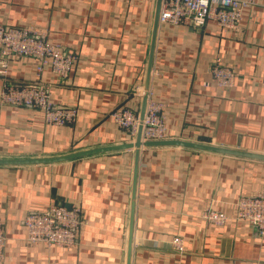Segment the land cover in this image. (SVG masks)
Instances as JSON below:
<instances>
[{"label": "crops", "instance_id": "1", "mask_svg": "<svg viewBox=\"0 0 264 264\" xmlns=\"http://www.w3.org/2000/svg\"><path fill=\"white\" fill-rule=\"evenodd\" d=\"M161 0H0V23L40 31L75 55L68 77L40 58L11 57L5 83L42 84L56 105L77 109L67 125L37 107L0 102V158L61 156L135 141L110 116L141 112ZM159 9V11H160ZM160 14V12H159ZM1 57V55H0ZM215 61L236 73L213 83ZM148 92L164 104L167 139L264 154V0L235 29L158 20ZM135 148L55 163L0 164V220L7 245L0 264H126ZM264 191V160L179 145L142 146L131 264H264V235L237 219V202ZM79 205L72 247L30 243L31 211ZM223 212L224 224L203 217ZM181 236L184 248H173Z\"/></svg>", "mask_w": 264, "mask_h": 264}, {"label": "built area", "instance_id": "2", "mask_svg": "<svg viewBox=\"0 0 264 264\" xmlns=\"http://www.w3.org/2000/svg\"><path fill=\"white\" fill-rule=\"evenodd\" d=\"M258 0H161L159 21L172 24L187 23L203 26L215 20L225 29H235L241 23L245 9L256 5ZM0 75L8 76L11 57L35 56L40 58L37 71L48 67L60 77H68L76 57L60 44L50 42L45 34L29 27L0 23ZM213 83L218 87H231L235 83L233 69L215 61L211 68ZM0 102L16 106L37 107L43 111L47 123L67 125L75 121L77 109L56 105L49 99L48 87L42 84L17 86L5 83L0 89ZM110 116L135 139L140 125V113L127 106L111 111ZM164 104L151 97L148 92L146 112L143 120L142 140L167 139ZM79 205L52 206L47 211H31L24 219L26 239L30 243H43L61 247H72L78 238L82 221ZM203 217L222 225L227 216L223 212L206 209ZM237 219L255 225L264 235V191L243 196L237 202ZM7 237L0 220V259L4 255ZM173 248L183 250L181 236L172 239Z\"/></svg>", "mask_w": 264, "mask_h": 264}, {"label": "water", "instance_id": "3", "mask_svg": "<svg viewBox=\"0 0 264 264\" xmlns=\"http://www.w3.org/2000/svg\"><path fill=\"white\" fill-rule=\"evenodd\" d=\"M159 9L160 4L158 5L156 21L154 25L151 49L149 54V60L147 64V76H146V85L143 96V103L140 112V125L135 141L111 146L96 147L92 149H86L82 151H77L61 156L54 157H37V158H0V164H35V163H55L59 161L74 159L86 155H92L100 152L114 151L126 148H135V159H134V173H133V187H132V200H131V214H130V224H129V235H128V251H127V262L126 264H131L132 251H133V240H134V224H135V210H136V197H137V187H138V173H139V163H140V151L142 146H163V145H179L186 146L191 148L205 149L216 151L224 154L230 155H239L250 158H257L264 160V154L245 151L237 148H228L220 145L200 143L182 139H159V140H142V128L143 120L146 112V105L148 99V89L150 86V79L152 75V67L154 61V50L156 45V36L158 29V20H159Z\"/></svg>", "mask_w": 264, "mask_h": 264}, {"label": "rangeland", "instance_id": "4", "mask_svg": "<svg viewBox=\"0 0 264 264\" xmlns=\"http://www.w3.org/2000/svg\"><path fill=\"white\" fill-rule=\"evenodd\" d=\"M46 36V35H45Z\"/></svg>", "mask_w": 264, "mask_h": 264}]
</instances>
